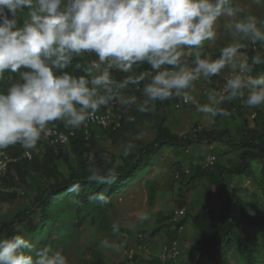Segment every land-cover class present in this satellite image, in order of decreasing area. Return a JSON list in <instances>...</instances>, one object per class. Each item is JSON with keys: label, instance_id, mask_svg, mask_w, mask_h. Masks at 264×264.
Here are the masks:
<instances>
[{"label": "clouds", "instance_id": "clouds-1", "mask_svg": "<svg viewBox=\"0 0 264 264\" xmlns=\"http://www.w3.org/2000/svg\"><path fill=\"white\" fill-rule=\"evenodd\" d=\"M251 5L264 7V0H0V152L17 144L34 149L56 122L76 130L113 105L151 113L157 102L179 99L194 103L210 122L230 115L221 106L227 101L264 107V72L253 75L255 66L264 65V18ZM220 21L232 42L213 59L203 49L215 40ZM249 45H260L250 60L241 52ZM226 69L232 74L223 89L209 91L207 102L199 103L196 83ZM87 171L91 182L119 179L116 166ZM88 200L107 202L103 193ZM0 264L68 259L17 234L0 237Z\"/></svg>", "mask_w": 264, "mask_h": 264}, {"label": "trees", "instance_id": "trees-1", "mask_svg": "<svg viewBox=\"0 0 264 264\" xmlns=\"http://www.w3.org/2000/svg\"><path fill=\"white\" fill-rule=\"evenodd\" d=\"M224 46L226 45L211 51L204 48L203 52L215 59L219 57L220 49ZM254 47L256 48L253 46V48L243 49L249 60L257 52ZM188 59L191 62L192 57ZM262 72H264V65L254 67V75ZM113 76L116 79L122 78L119 72H114ZM217 77L210 80H215ZM174 101L178 99L157 102L156 111L151 113H140L134 106L130 110H125L119 105H113L114 111L121 114L120 128L113 131L105 130L113 140L137 133L145 118H154L153 140L137 146L135 151L129 153L127 157L100 148L94 128H90L89 136L86 137L84 130L80 127L66 143L45 145L46 148L40 153H35V148L31 149L33 153L31 159L24 157L10 163L6 173L0 177V203L16 199L19 196L17 188L27 191L28 198L31 197L32 201L26 212H19L5 221L0 218V237L10 238L19 234L29 238L32 243H37L38 247L47 245L55 251L57 245L63 243L61 235L69 234L71 231L66 226L62 227L60 220L66 219L71 223L74 220L75 225L78 226L91 215H95L103 221L106 211L113 205L114 198L131 186L132 180L139 171L142 172V169L147 170L149 166H152L156 155L165 147H173L176 155L182 157L185 150L195 142L218 141L223 143L229 152L235 154L234 160L227 165L216 161L212 170L200 171L196 158L192 160V166L195 169L190 178H200L203 174L210 172V185L216 186L219 190L227 189L228 193L222 192L224 195L217 205L215 203L213 206L207 205L193 214L186 211L183 218L176 224V227L184 225L188 219L195 231L193 247L186 253L185 259L180 257V264H264V107L253 108L256 120L252 127H248V120L240 113L242 105L236 100L234 110L242 118L233 126L234 132L216 127L218 118L222 117L218 116L215 118L214 127L179 136L170 132L165 126L164 115H157L161 107H166L169 102ZM226 103L234 104L232 101L224 104ZM224 104L221 105L223 108ZM105 110L101 108L99 112ZM129 116L134 117V122H129ZM55 127L69 130L64 128L63 122H56ZM41 143L42 141L38 142L36 148L41 147ZM24 150L17 144L2 151L10 155H20ZM105 157L110 158L111 164ZM110 166L117 167L119 179L115 183L100 184L89 181L87 171L89 167ZM178 171L183 172V169L178 166ZM225 174L249 180L253 182L254 188L249 192L247 188L229 185ZM73 185L79 186L78 192L68 191ZM95 193H103L107 202L88 200V196ZM148 195L151 201L154 198V191L150 190ZM183 205L184 201H177V206ZM173 213L170 211L168 215L157 218L158 224L155 228L141 229L140 234L142 232L143 235L148 233L154 236L165 231L167 241L175 239L178 232L169 222ZM52 233L54 236L49 241ZM58 240L62 241L57 242ZM96 254L90 260H85L83 264H104L100 255ZM228 254L237 255L234 263L227 259ZM140 256L138 253L135 254L133 264H149L146 260L142 263ZM153 260L156 263L159 262L157 257ZM124 263L123 261L119 264Z\"/></svg>", "mask_w": 264, "mask_h": 264}, {"label": "rangeland", "instance_id": "rangeland-1", "mask_svg": "<svg viewBox=\"0 0 264 264\" xmlns=\"http://www.w3.org/2000/svg\"><path fill=\"white\" fill-rule=\"evenodd\" d=\"M244 2L250 4L251 0H244ZM251 7L257 16L264 18V7L256 5H251ZM231 42V34L224 29L223 21H220L217 24L215 40L206 42L204 48L211 51ZM253 46H256V48L254 47L256 51L260 49V45L247 47L253 48ZM241 52L244 54L243 49ZM230 73L232 70L227 69L215 80L202 79L198 81L193 93L197 101L201 104L205 103L207 102L206 94L209 91H220ZM237 101L242 105L241 115L248 120V127H252L256 120L253 108L245 106L242 99H237ZM237 101L233 100L232 103L234 104L232 105L230 103L224 104V108L230 115L218 118L216 127L226 128L234 132L233 126L236 122L238 124L242 118L234 110ZM176 102H169L166 107H161L157 111V115L165 116L164 124L170 132L181 136L215 126L214 122H210L196 111L195 104L176 109L174 107ZM153 124L154 118H145L137 133L122 136L118 140H113L108 131L99 127L94 128V134L100 148L114 152L116 155H122L129 144L132 145L129 153H133L137 146L153 140L155 137ZM37 151L38 148H35L34 152ZM211 156H215L212 164L209 163ZM196 158L200 171L203 169L209 171V169L212 170L216 161L225 165L229 164L230 161L234 160L235 154L229 152V149H226L225 145L218 141L195 142L185 150L182 157L176 155L173 147H165L156 155L152 166H149L147 170L142 169V172L139 171L132 180L131 186L114 198L113 205L106 211L103 221H100V218L95 217V215H91L85 222H82L83 224L78 226L75 225L76 221L74 220L72 223L66 219L60 220V225L68 227L71 231L69 234L61 235L63 243L62 245L58 244L55 251L62 252L67 257L68 264H83L85 260L88 261L93 258L96 253V255H100L104 264H119L125 261V253L130 248L137 250V253L141 255L142 263L156 257L163 245L167 243L166 232L161 231L154 236L148 235V233L143 235L142 232L140 234L141 229L152 230L158 224L157 218L160 219L162 215L166 216L170 211L174 212L182 207H185V212L188 211L193 214L197 210L204 209L207 205L213 206L214 203L217 205L224 195L222 192L228 193L227 189L219 190L216 186L210 185V172L203 174L200 178H190L195 169L192 166V160ZM178 166L183 169V172L178 171ZM184 169H187L188 172L185 173ZM177 174L178 176H176ZM225 179L229 185L247 188L249 192L254 188L253 182L241 177L234 178L230 174H225ZM150 190L154 191V198L151 201L148 199ZM16 191L19 193L16 199L0 203V218L4 221L11 219L19 212H26V209L31 206L32 198H28L27 191L22 188H17ZM177 201H184V205L182 207L177 206ZM145 214L148 219L140 220V216ZM114 223L119 225L117 232L112 230ZM53 236L52 233L49 241ZM178 237L179 246L184 250L182 258L185 259L186 253L192 249L195 239L194 228L188 219ZM61 241L58 240L57 242ZM34 244L38 247L37 243ZM139 246L144 247V249L138 250ZM226 257L233 263L237 259L236 254H228Z\"/></svg>", "mask_w": 264, "mask_h": 264}, {"label": "built area", "instance_id": "built-area-1", "mask_svg": "<svg viewBox=\"0 0 264 264\" xmlns=\"http://www.w3.org/2000/svg\"><path fill=\"white\" fill-rule=\"evenodd\" d=\"M232 73H230L231 75ZM229 75V76H230ZM228 78V77H227ZM226 78V79H227ZM225 79V81H226ZM224 81V83H225ZM223 83V85H224ZM223 85L221 87V90L223 89ZM194 103H188L185 101L178 100L174 107L176 109H179L185 105H190ZM118 110V107H117ZM121 126V114L118 111H114L113 106L107 108L103 112H98L91 120H89L85 125H82L81 128L84 130V133L86 137L89 136V130L90 128L99 127L104 130H117ZM75 133V130L69 129V130H62L58 128H54L53 131L48 135L46 139L41 140V147L38 148V151L35 153H40V151H44L46 147L45 145H59L66 143ZM33 153L30 150H24L20 155H10L5 151L0 152V164H6V167L0 170V177H2L9 166L10 163H14L22 158H32ZM215 160V156H211L209 163L212 164ZM184 172L187 173L188 170L184 169ZM178 176V174L176 175ZM185 214V207H182L180 209H177L174 211L173 215L169 218V222H171L173 225V228H176L178 235L175 239L170 240L169 242L165 243L162 247V249L159 251V253L156 255L159 262H154V257L150 260H148L146 263L152 262V264H180L181 260L180 257H183V253L180 249L178 240H179V233L180 230L183 229L184 225H180L176 227L177 223L182 219V217ZM144 247L139 246L138 250H143ZM137 253V250L134 248H130L125 253V263L124 264H133L134 256Z\"/></svg>", "mask_w": 264, "mask_h": 264}]
</instances>
